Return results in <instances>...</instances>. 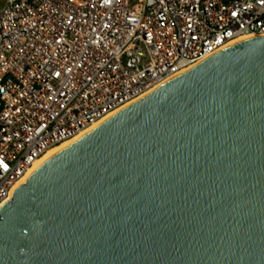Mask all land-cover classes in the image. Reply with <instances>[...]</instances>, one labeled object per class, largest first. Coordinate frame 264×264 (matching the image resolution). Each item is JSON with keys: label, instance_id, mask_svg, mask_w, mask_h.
<instances>
[{"label": "water", "instance_id": "95a60500", "mask_svg": "<svg viewBox=\"0 0 264 264\" xmlns=\"http://www.w3.org/2000/svg\"><path fill=\"white\" fill-rule=\"evenodd\" d=\"M0 264H264V37L33 170L0 208Z\"/></svg>", "mask_w": 264, "mask_h": 264}, {"label": "built area", "instance_id": "2783aa9c", "mask_svg": "<svg viewBox=\"0 0 264 264\" xmlns=\"http://www.w3.org/2000/svg\"><path fill=\"white\" fill-rule=\"evenodd\" d=\"M255 37L264 0H7L0 208L49 152Z\"/></svg>", "mask_w": 264, "mask_h": 264}, {"label": "bare ground", "instance_id": "6f19581e", "mask_svg": "<svg viewBox=\"0 0 264 264\" xmlns=\"http://www.w3.org/2000/svg\"><path fill=\"white\" fill-rule=\"evenodd\" d=\"M187 71H189V70H187ZM186 71V72H187ZM76 141V140H75ZM75 141H72V142H70V143H67V144H65V145H63V146H61V147H59V148H57V149H54L53 151H51V152H49L38 164H37V167L39 166V165H41L43 162H45L47 159H49L51 156H53L54 154H56L57 152H59L60 150H62L63 148H65V147H67L68 145H70L71 143H73V142H75ZM36 167V168H37ZM35 168V169H36ZM34 169V170H35Z\"/></svg>", "mask_w": 264, "mask_h": 264}, {"label": "rangeland", "instance_id": "374dc122", "mask_svg": "<svg viewBox=\"0 0 264 264\" xmlns=\"http://www.w3.org/2000/svg\"><path fill=\"white\" fill-rule=\"evenodd\" d=\"M7 0H0V9H2Z\"/></svg>", "mask_w": 264, "mask_h": 264}]
</instances>
